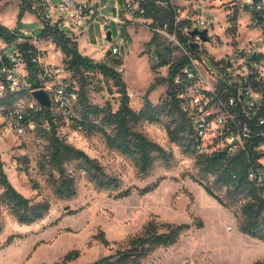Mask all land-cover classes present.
<instances>
[{
	"label": "rangeland",
	"instance_id": "374dc122",
	"mask_svg": "<svg viewBox=\"0 0 264 264\" xmlns=\"http://www.w3.org/2000/svg\"><path fill=\"white\" fill-rule=\"evenodd\" d=\"M21 1L0 0V19L6 20L5 24H16L15 30L38 31L42 23L34 13L30 11L19 17ZM229 13L225 9L214 11L216 25L210 29L212 41L207 47L217 58L233 56L248 40L255 39L260 29L248 11L239 10L228 18ZM106 30L112 31V41L106 40ZM151 38L146 28L137 33L132 27L124 28L123 34H119L118 25L101 21L93 25L79 43L83 55L122 72L130 105L135 110L142 108L146 96L154 104L167 96L168 82L164 79L168 76V67L158 64L160 50L149 45ZM114 44L121 46L119 55L97 50L98 46ZM4 45V50L10 53L12 44ZM43 60L51 65L58 63L51 60L48 53ZM63 65L65 72L53 74L42 88L50 92L49 88L61 84L79 90L78 77L67 70L65 62ZM87 77L91 102L100 106L110 102L116 110L121 93L113 81L101 73ZM153 84L155 88L151 90ZM24 95L26 98L27 94ZM79 107L77 100L71 103L70 113L55 107L58 135L96 159L106 173L120 179V185L98 187L84 163L76 160L67 163L65 168L74 177L77 192L69 198L59 197L55 181L60 174L49 162L50 138L46 132L49 128L37 123L35 129L17 135L0 115V155L9 180L32 204L47 201L50 205L43 218L30 224L22 223L3 198L4 188L0 184L3 227L0 264H88L130 248L129 240L143 234L149 222L190 223L192 227L184 231L175 244L154 249L138 264H264V241L240 230L243 222L240 207L245 200L236 199L231 203L227 188L201 170L197 153H186L179 143L170 139L168 116L156 122L143 121L136 127L170 153L169 159H157L148 172L141 173L134 158L111 147L102 133L77 127L81 119ZM157 181L160 184L156 189L141 193ZM206 186L223 203L211 196ZM126 190L132 193L121 196ZM199 222L202 227L198 226ZM10 237L13 240L9 242ZM103 237L108 243L103 242ZM73 250H78L79 256L64 260Z\"/></svg>",
	"mask_w": 264,
	"mask_h": 264
},
{
	"label": "built area",
	"instance_id": "2783aa9c",
	"mask_svg": "<svg viewBox=\"0 0 264 264\" xmlns=\"http://www.w3.org/2000/svg\"><path fill=\"white\" fill-rule=\"evenodd\" d=\"M25 2L42 23L41 28L18 32L17 39L10 43L13 48L10 53L5 47L0 50V100L6 101L0 106V115L15 134L24 135L36 128V121L26 119L30 111L40 113L48 108L33 96L28 56L20 45L28 44V53H34L32 60L39 65L35 81L41 84L38 89H44L43 83L49 77L65 72L61 47L48 35L41 34L46 25L78 45L91 27L101 21L118 25L119 34H123L124 28L132 27L135 32L146 28L152 35L149 45L160 50L158 64L167 66L168 74L171 66L181 65L172 80L181 110L193 128L195 153H243L249 164L248 179L264 198V0ZM217 9L229 10L228 18L239 10L248 11L260 26L257 37L248 40L230 57L217 58L208 52ZM195 30L199 33L193 35ZM204 30L207 40L200 34ZM107 33L106 30L104 36L109 41ZM97 50L119 55L121 46H98ZM46 53L58 63H46L43 60ZM49 90L46 91L51 97V107L68 112L71 103L77 100V93L67 92L64 85ZM43 126L50 128L48 122Z\"/></svg>",
	"mask_w": 264,
	"mask_h": 264
},
{
	"label": "trees",
	"instance_id": "16d2710c",
	"mask_svg": "<svg viewBox=\"0 0 264 264\" xmlns=\"http://www.w3.org/2000/svg\"><path fill=\"white\" fill-rule=\"evenodd\" d=\"M30 11L28 4L22 0L19 17ZM42 35L51 37L64 53L66 68L80 81V88L68 89L67 92H76L78 95V105L80 106L81 119L77 121V127L85 128L90 132L102 133L107 143L121 153L134 158L136 166L141 173L150 170L152 164L157 159L167 160L170 153L160 144L153 141L145 133L136 129L143 121L156 122L163 116H168L171 123L168 124L170 139L180 144L186 153H193L194 139L193 128L187 116L181 110L176 90L173 84V75L181 66H171L169 74L164 79L168 82L167 96L165 100L154 104L148 96L145 97L144 104L139 110H135L130 105L128 87L122 78V72L103 62H96L89 56L83 55L79 50V45L71 41L55 28L46 25L41 32ZM18 31H13L0 24V38L7 43H12L17 39ZM153 39H156L154 37ZM28 56V66L31 74L32 89H38L41 84L35 81V74L39 65L33 62L28 53L29 45H20ZM101 73L106 79L112 80L113 85L121 93L118 108L113 109L110 102L100 106L91 102L88 93V74ZM72 88V87H71ZM155 84L151 86V90ZM113 92V89H110ZM5 100H0V106L5 104ZM57 106L44 108L43 112H29L26 119H33L37 123L48 122L49 129H46L50 138L49 162L58 170L60 176L55 181L56 193L61 198H69L76 194L77 188L74 177L66 170L65 165L72 161H82L89 173L92 181L100 188L120 185V179L105 172L103 166L91 158L84 150L68 143L58 135L57 115L54 109ZM70 108V107H69ZM67 110H70V109ZM66 111V110H65ZM70 113V111H68ZM197 164L205 174L215 177V183L224 186L228 190L230 202L234 200H245L240 211L243 217L240 230L259 240L264 241V198L258 187L248 179L247 172L249 164L243 153L227 155L226 153H213L211 155L197 154ZM0 184L4 188L3 198L11 206L16 219L22 223H33L44 217L49 210V203L43 202L32 204L31 200L18 191L8 178L4 170V163L0 155ZM160 181L152 183L141 190V193H148L156 189ZM206 191L219 199L210 187H205ZM132 192L126 190L121 196H129ZM223 203V200L219 199ZM199 227L203 224L199 222ZM190 223H163L156 224L149 222L141 235L132 237L128 245L130 248L120 250L116 254L101 257L88 264H138L149 252L159 247H167L175 244L181 234L190 229ZM3 227L0 223V234ZM13 237L9 238V242ZM103 242L108 241L103 237ZM80 252L73 250L68 252L64 260L77 258Z\"/></svg>",
	"mask_w": 264,
	"mask_h": 264
},
{
	"label": "water",
	"instance_id": "95a60500",
	"mask_svg": "<svg viewBox=\"0 0 264 264\" xmlns=\"http://www.w3.org/2000/svg\"><path fill=\"white\" fill-rule=\"evenodd\" d=\"M199 32L197 30L193 31L192 34L196 35ZM111 30L108 31L107 37L111 40ZM200 34L202 35L203 40H207L206 30L201 31ZM33 96L45 107H51L52 101L49 93L45 89H35L33 91Z\"/></svg>",
	"mask_w": 264,
	"mask_h": 264
},
{
	"label": "crops",
	"instance_id": "0c3cea01",
	"mask_svg": "<svg viewBox=\"0 0 264 264\" xmlns=\"http://www.w3.org/2000/svg\"><path fill=\"white\" fill-rule=\"evenodd\" d=\"M22 2V1H21ZM30 11H27L26 13H29ZM6 21V20H5ZM5 21L4 20H2V19H0V24H2V25H5V26H7L9 29H11V30H13V31H18V32H22V31H25V30H33V29H25V28H23V29H16L15 30V28H16V24H5ZM28 21H30V20H28ZM137 33V32H136ZM4 43H7L4 39H2V38H0V50H2L3 48H4ZM79 50H80V48H79ZM81 51V50H80ZM82 53V52H81ZM83 54V53H82Z\"/></svg>",
	"mask_w": 264,
	"mask_h": 264
}]
</instances>
